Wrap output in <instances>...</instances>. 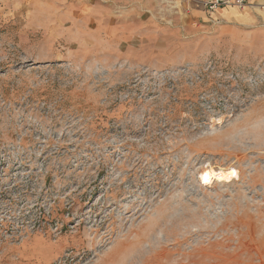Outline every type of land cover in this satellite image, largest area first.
Listing matches in <instances>:
<instances>
[{"label": "rangeland", "instance_id": "obj_1", "mask_svg": "<svg viewBox=\"0 0 264 264\" xmlns=\"http://www.w3.org/2000/svg\"><path fill=\"white\" fill-rule=\"evenodd\" d=\"M217 12L0 0V264H264V20Z\"/></svg>", "mask_w": 264, "mask_h": 264}, {"label": "crops", "instance_id": "obj_2", "mask_svg": "<svg viewBox=\"0 0 264 264\" xmlns=\"http://www.w3.org/2000/svg\"><path fill=\"white\" fill-rule=\"evenodd\" d=\"M260 0H247L248 5L242 9L232 6L223 7L217 13L223 12L232 17L238 24H254L259 20H264V10L258 7Z\"/></svg>", "mask_w": 264, "mask_h": 264}, {"label": "built area", "instance_id": "obj_3", "mask_svg": "<svg viewBox=\"0 0 264 264\" xmlns=\"http://www.w3.org/2000/svg\"><path fill=\"white\" fill-rule=\"evenodd\" d=\"M205 9L210 12H216L220 8L237 6L239 8H244L248 5L247 0H200Z\"/></svg>", "mask_w": 264, "mask_h": 264}, {"label": "bare ground", "instance_id": "obj_4", "mask_svg": "<svg viewBox=\"0 0 264 264\" xmlns=\"http://www.w3.org/2000/svg\"><path fill=\"white\" fill-rule=\"evenodd\" d=\"M220 172H222V171H220ZM220 172L217 173V174L219 175ZM217 174H216V175H217ZM206 177L211 178V177H212V171L207 170V171H206Z\"/></svg>", "mask_w": 264, "mask_h": 264}]
</instances>
